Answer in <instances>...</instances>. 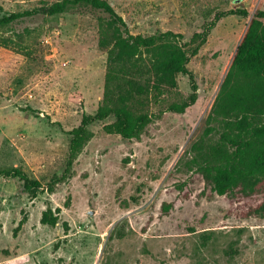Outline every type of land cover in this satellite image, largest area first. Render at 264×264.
Returning a JSON list of instances; mask_svg holds the SVG:
<instances>
[{
	"label": "rangeland",
	"instance_id": "obj_1",
	"mask_svg": "<svg viewBox=\"0 0 264 264\" xmlns=\"http://www.w3.org/2000/svg\"><path fill=\"white\" fill-rule=\"evenodd\" d=\"M55 1L0 0V15ZM109 1L131 32L171 30L182 43L218 12L248 14L221 18L201 48L187 47L194 104L168 109L192 92L181 73L176 88L145 94L151 120L138 137L106 132L113 116L93 123V137L53 185L67 167L68 131L104 97L105 14L79 6L0 27V169L21 167L41 182L29 189L19 177H0V264H264V181L219 194L190 150L264 0ZM47 209L58 216L54 226L41 222Z\"/></svg>",
	"mask_w": 264,
	"mask_h": 264
},
{
	"label": "trees",
	"instance_id": "obj_2",
	"mask_svg": "<svg viewBox=\"0 0 264 264\" xmlns=\"http://www.w3.org/2000/svg\"><path fill=\"white\" fill-rule=\"evenodd\" d=\"M79 6L105 14L99 18V46L107 51L104 97L95 113H85L80 124L68 131L71 138L67 167L62 177H56L50 185L66 177L74 159L93 137V123L113 116L114 121L104 125L106 132L125 139L138 137L151 120L145 94L152 91L154 97H160L176 88L181 73L189 75L192 92L181 102L171 103L168 109L184 112L194 104L197 84L187 66V47L201 48L221 18L248 14L241 8L218 12L184 43L183 34L171 30L148 35L131 32L109 0H56L43 7L0 15V27L38 13L56 15ZM2 40L7 44V39ZM214 131H219L220 138L211 142ZM190 150L195 153L206 181L219 194H226L239 184L255 190L264 181V9L257 10L251 18L209 113L205 131ZM0 177H19L29 189L41 186L21 167L2 168ZM258 210L264 213V201ZM23 222L24 219L20 224ZM41 222L54 226L58 216L47 209Z\"/></svg>",
	"mask_w": 264,
	"mask_h": 264
}]
</instances>
